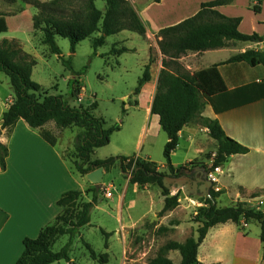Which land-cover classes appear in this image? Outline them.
Listing matches in <instances>:
<instances>
[{
  "label": "trees",
  "instance_id": "1",
  "mask_svg": "<svg viewBox=\"0 0 264 264\" xmlns=\"http://www.w3.org/2000/svg\"><path fill=\"white\" fill-rule=\"evenodd\" d=\"M1 1L8 5L16 2V0ZM25 1L37 11V14L32 17V29L41 33V43L48 48L49 53L59 58L61 53L55 42L56 37L69 42L70 54L73 55L80 42L96 34L98 37L92 42L93 55H96L97 48L104 46L107 37L122 31H129L141 37L146 34L139 15L126 0H101L105 4L103 14L95 8L96 0H85L77 10H71L68 13L60 6L59 0L49 3ZM160 1L162 0H154L155 3ZM232 1L215 0L203 3L193 17L160 31V36L164 40L158 41L157 46L162 56V69L158 75L150 113L159 118V125L168 139L163 149L166 172H159L156 164L140 160L135 156L92 161L91 156L94 150L107 146L110 137L119 131V125L107 126L103 119L96 118L92 114L96 103L88 107L82 105L75 107L60 96L42 93L41 87L31 80L36 62L31 55L23 51L16 40L0 42V74L8 78L13 92L12 103L1 117L0 131L12 130L19 120H23L30 129L40 128L49 122L61 131L76 129L74 150L70 154H65L64 158L72 162L80 176L84 177L99 168L108 171L118 164L121 173L129 177L131 184H136L139 188L151 185L161 189L164 207L159 216L176 209L179 206L180 192L171 196L170 191L163 187L162 181L164 177H177L171 167L170 157L178 145L179 132L187 124L198 121L208 129L209 137L217 142V151L210 171L222 166L230 156L244 155L248 152L245 147L226 137L216 120L203 118L200 115L206 102L211 105L216 114L245 104L243 103L245 96L240 100L239 94L245 95L248 89L245 87L228 91L218 67L237 63L245 64L250 68L264 67V48L261 51L248 50L231 57L222 64L213 65L194 74L187 72L177 62L187 53L222 49L230 41L262 43L264 47V35L240 33L238 31L240 18H227L216 10L218 7L229 5ZM261 1L256 0L252 8L254 14L260 13ZM0 17L7 16L0 13ZM126 51L121 49L117 52L121 54ZM62 64L72 72L70 60H62ZM152 64L153 61L149 59L148 64L144 66L142 76L138 79L134 90L135 95L139 94L140 88L150 81ZM68 86L70 100L78 101L81 94L79 82L73 78L68 82ZM257 88L256 93L264 98V82ZM218 100L221 101L220 104H217ZM122 113L124 114V111ZM40 137L51 147L57 143L56 138L47 131H43ZM7 155L6 146L0 143V171L5 169ZM193 165L194 163L190 164V166ZM100 192L101 190L96 191L94 188L87 191L93 194L90 202H84L82 193L78 191L63 194L57 202V205L63 208L62 213L51 225L41 229L35 239L22 241L23 252L15 264H55L61 261L66 264H76L70 259V248L73 240L79 236L80 230L88 225V216ZM218 196V193L211 190L210 198L202 200V206L196 209L192 219V222L197 224L195 238L190 237L183 243L167 242L148 264H174L166 257L170 251L179 253L181 260L178 264H199L196 260L197 250L208 230L226 223H233L238 227L241 222L257 223L260 227V241L264 246V210L250 207L243 202H237L228 207H218L216 203ZM256 197L257 194L251 196V198ZM66 202L68 205L64 206ZM159 231L167 232L168 230L160 228ZM101 233L107 239L108 234L103 231ZM64 236L68 237L67 243L59 251L54 252V245ZM83 245L92 261L107 264L106 254L98 256L90 245L87 243ZM105 248L107 249V243Z\"/></svg>",
  "mask_w": 264,
  "mask_h": 264
},
{
  "label": "crops",
  "instance_id": "2",
  "mask_svg": "<svg viewBox=\"0 0 264 264\" xmlns=\"http://www.w3.org/2000/svg\"><path fill=\"white\" fill-rule=\"evenodd\" d=\"M168 1L162 0L152 4L158 7ZM212 1L215 0L201 1L191 13L170 16L165 24L153 27L151 30L146 25L148 22L144 21L139 12L138 15L140 14V19L146 30L145 36L140 37L145 41L147 51L152 45L157 46L158 41L164 40L160 36L161 30L193 17L200 10L201 4ZM140 2L146 4L148 0ZM255 4L256 0H233L229 5L218 7L216 10L227 18H240L238 26L240 33L246 35L255 33L263 36L264 0L259 5L260 13L253 16L252 8ZM146 9L148 10V8ZM247 15L252 16L249 19L253 23L252 31L249 33L243 30L248 19L247 17L245 20L244 16ZM32 31L34 30L32 29ZM149 35L152 38H149ZM263 48L262 43L230 41L222 49L203 53H187L177 62L187 72L194 74L213 65L222 64L231 57L248 50L261 51ZM158 53L159 58L150 67V81L140 88L139 94L135 95L134 91L132 92L133 103L129 108L133 110L135 116L126 114L125 110H128V107H123L122 111L126 114L127 124L119 125V131L110 137L107 145H111L110 154L113 155L97 158L95 153L99 149H96L91 156L92 161H103L111 157L129 158L135 156L140 160L156 164L152 161L151 155L154 146L160 145L164 149L168 141L159 125V118L150 113L158 75L162 69V56L159 51ZM221 53H225L226 57L217 58ZM260 67L264 71L263 66L248 68L242 63L220 65L218 71L228 91L245 87L248 89V93L246 92L245 95L239 94L240 100L245 96L243 101L245 104L216 114L211 105L206 102L200 115L203 118L216 120L225 136L245 147L248 152L244 155L230 156L222 166L217 168L216 173L208 171L213 159L207 156L209 154L215 156L217 142L209 137L207 128L198 121H194L179 132L178 145L170 157L175 175L178 176L184 170L187 176L173 179L181 178L183 181L189 179L190 183L191 180L199 177L198 174L201 171L198 168H205L214 179L210 192L213 190L220 197L223 195L240 197L239 193L241 192L251 195L258 191L264 193V98L260 97L258 93L253 95L251 92V89L257 92V86L263 84L262 78L264 79V77L250 75L253 70L260 69ZM253 85H256V88H251ZM82 93L83 89L81 88V98H79V102L77 101L78 104L83 101ZM12 100L9 99L6 102L5 111ZM123 100L127 101L128 98L125 96ZM221 101L218 100L217 104H220ZM240 102L242 103V101ZM43 131L49 132L56 138L57 143L54 147L42 140L40 134ZM115 135L123 136L111 142ZM63 136V131L57 129L52 122L37 129H30L23 120H19L12 130L0 131V143L8 150L5 169L0 171V264H15L23 252L22 241L35 239L41 229L54 222L63 210L57 205L63 194L69 191H78L82 193L84 202L92 200V193L85 194L86 191L93 189L92 184L85 176H80L74 167H70L56 148ZM193 162H198L199 166H189ZM156 166L159 172L167 171L164 162L156 164ZM114 167H117L122 179L120 182L116 180L118 183L107 181L108 183L105 184L104 177ZM100 190L93 208L98 207L103 200L109 201L111 205L107 203V207L115 213V219L119 224L118 229L111 232L99 226L100 232L108 234L106 240L110 236H116L120 242L125 231L139 228L147 221L152 222L154 218L157 220L154 229L166 228L167 233L174 234L168 242L183 243L186 239L196 236V226L191 221L190 212L195 209L193 204L200 203L193 199L195 197L193 195L185 196L183 194L184 196L178 200L179 206L176 209L159 216L164 207L161 189L151 185L139 188L136 184H131L129 177L123 178L118 164L108 171L103 170ZM108 190L111 192L110 197L105 196V192ZM169 191L170 195L174 196L182 190L172 186ZM187 191L190 192L188 189ZM197 196L202 198L200 195ZM98 209L102 213L105 212L100 207ZM135 211H138L136 218L128 214ZM171 222L174 224L169 225ZM181 231L186 232V235H181ZM263 248L258 224L241 222L238 227L233 223H226L208 230L203 242L198 247L196 260L199 264H264ZM105 250L108 252L109 247ZM166 257L171 261L176 259L175 262L173 261L174 264H178L181 260L177 251H170Z\"/></svg>",
  "mask_w": 264,
  "mask_h": 264
},
{
  "label": "rangeland",
  "instance_id": "3",
  "mask_svg": "<svg viewBox=\"0 0 264 264\" xmlns=\"http://www.w3.org/2000/svg\"><path fill=\"white\" fill-rule=\"evenodd\" d=\"M35 1L49 3L54 0ZM59 1L60 6L68 13V11L77 10L85 0ZM126 1L137 14L139 12L141 13L144 21L148 22L146 24L147 27L151 30L153 27L165 24L170 19V16L191 13L199 2L205 0H169L167 3L158 7L152 4L154 0H148L146 4L141 3V0ZM95 8L103 14L105 11L104 2L96 0ZM0 13L7 16L0 17V42L2 40H16L23 51L33 57L36 65L32 70L31 80L41 87L42 93L60 96L63 100L69 102L71 106L75 107L79 105L88 107L92 103H96V108L92 114L96 118L103 119L107 126L115 124L125 126L127 124L126 114L135 116L133 110L129 108L133 103L132 92L136 88L137 81L141 78L144 66L148 64L149 59L153 61L152 65H154V61L159 58V50L156 45H152L147 51L146 43L140 36L129 31H124L117 35L107 37L104 46L97 48L96 55H93L94 49L92 48V42L98 37L95 34L80 42L76 46L75 53L71 55L69 42L56 37L55 42L61 53L59 58L58 56L50 54L48 48L42 45L41 33L32 31V17L37 14V11L30 7L25 0H16L12 5H8L0 0ZM252 15L255 16L256 14L252 12ZM244 18L245 20L247 19V23L243 30L249 33L253 28V23L249 19L252 16L247 15ZM149 38H152V36L149 35ZM121 49L127 51L119 54L117 51ZM112 50L115 51L112 52ZM223 57H226L225 53L217 56V58ZM62 60L71 61L72 72L62 64ZM263 72L260 67V69L253 70L250 75H257L262 78L264 77ZM73 78L79 82L83 89V101L81 104L69 98L70 90L68 82ZM262 80L264 82L263 78ZM251 88H256V85H253ZM251 92H253V95H256V90L251 89ZM125 96L128 98L127 101L123 100ZM9 99H13L12 88L8 78L0 74V111H2L0 113V121L2 114L5 112L6 102ZM124 106L128 107V110H125L126 114L122 113ZM63 134L64 136L59 140L60 142L56 148L60 151L62 159L67 161L70 167H74L69 159L64 158V155L70 154L74 150L76 129L63 130ZM120 136L123 135H115L111 139V142L116 138H120ZM110 153L111 145L97 150L95 156L102 158L113 155ZM151 155L152 161L156 164L159 165V163L164 162L162 146H154ZM208 156L211 159L215 157L212 154ZM193 163V166H199L198 162ZM210 168L208 171L211 170ZM123 178H127V176L123 175ZM121 179L122 177L117 167H114L104 177L103 182L105 184L108 183L107 181H112L113 183L117 180L120 182ZM86 194H88L87 191ZM256 194V198H251V194L244 192L239 193L240 197L231 195L218 196L216 203L218 207H228L235 205L237 202H243L250 207L264 210V193L258 191ZM183 196L182 191H180L179 198ZM193 199L199 201L200 204L192 205L195 209L190 212L191 221L195 216L196 209L202 206L201 202L205 197L199 198L195 196ZM107 203L110 204L109 201L103 200L98 207L92 208L89 214V225L83 227L80 230L79 236L73 240L69 256L76 264H98L89 258L83 243L90 245L98 256L108 254L105 258L107 264H148L149 260L155 258L159 250L174 236V234L167 233L168 231L160 232L159 229H154L157 223V220L154 218L152 222L147 221L139 228L125 231L124 237L120 242L116 236H110L106 240L100 232L99 226L104 227L110 232L119 227L115 219V213L107 207ZM67 205L68 202L64 204V206ZM99 207L104 209L105 212L102 213L98 209ZM137 213L138 211L129 212L128 214L136 218ZM173 224L174 222H171L169 225ZM193 224L197 228V224ZM180 234L186 235V232L181 231ZM67 241V236L60 238L54 245L53 251H59ZM105 243H107V249L109 247L108 252L105 250ZM175 260L172 259V262H175ZM59 264H65V262L61 261Z\"/></svg>",
  "mask_w": 264,
  "mask_h": 264
},
{
  "label": "water",
  "instance_id": "4",
  "mask_svg": "<svg viewBox=\"0 0 264 264\" xmlns=\"http://www.w3.org/2000/svg\"><path fill=\"white\" fill-rule=\"evenodd\" d=\"M200 169L199 177L194 178L189 183V179L183 181L181 178L173 179L170 177H164L162 185L165 189L171 190L172 186L176 187L178 190H182V193L185 196H196L200 195L201 197L210 198V189L212 187V182L209 178V172L205 168ZM102 175L103 169H96L85 177L92 184L93 188L96 191H99L102 187ZM190 190V192L187 191Z\"/></svg>",
  "mask_w": 264,
  "mask_h": 264
},
{
  "label": "built area",
  "instance_id": "5",
  "mask_svg": "<svg viewBox=\"0 0 264 264\" xmlns=\"http://www.w3.org/2000/svg\"><path fill=\"white\" fill-rule=\"evenodd\" d=\"M79 101H80V100H79ZM217 171H218V169H214V172H215V173H216ZM211 172H212V171H211ZM209 178H210L211 182L213 183L214 179H213V177H211V174L209 175ZM110 195H111L110 190H108V191L105 192V196H106V197H110Z\"/></svg>",
  "mask_w": 264,
  "mask_h": 264
},
{
  "label": "flooded vegetation",
  "instance_id": "6",
  "mask_svg": "<svg viewBox=\"0 0 264 264\" xmlns=\"http://www.w3.org/2000/svg\"><path fill=\"white\" fill-rule=\"evenodd\" d=\"M187 176L185 171L183 170L181 173H179V175L177 177H185Z\"/></svg>",
  "mask_w": 264,
  "mask_h": 264
}]
</instances>
